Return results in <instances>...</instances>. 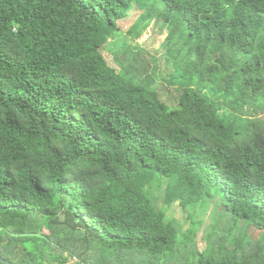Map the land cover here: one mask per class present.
<instances>
[{
    "label": "trees",
    "instance_id": "1",
    "mask_svg": "<svg viewBox=\"0 0 264 264\" xmlns=\"http://www.w3.org/2000/svg\"><path fill=\"white\" fill-rule=\"evenodd\" d=\"M0 255L264 264V0H0Z\"/></svg>",
    "mask_w": 264,
    "mask_h": 264
},
{
    "label": "rangeland",
    "instance_id": "2",
    "mask_svg": "<svg viewBox=\"0 0 264 264\" xmlns=\"http://www.w3.org/2000/svg\"><path fill=\"white\" fill-rule=\"evenodd\" d=\"M133 21H134V15L131 14L130 17L125 19V21L122 23L121 32L119 34L120 36L119 35L117 36L118 37L117 40H119V45L121 42H124L125 40L129 42L130 44L138 43L142 46L144 50L148 51L149 59L151 57H154L157 61L156 64L158 66L166 70L170 69L172 65L166 54V50L164 46V43L166 41L167 34H168L167 31L160 32L159 30L155 29L154 26H150L138 40H134L132 37H129L127 35V31L129 30L130 24ZM113 51L114 49L110 45L107 46L106 49H104V54L109 64L112 66L115 65ZM152 66L153 67L156 66L154 62H152ZM212 209L213 207L210 206L209 212ZM169 215L174 216L178 218L179 220H181L185 224V228L189 227L190 223L188 221L184 222L187 214L183 212L182 209L179 208L177 205H174L173 207H171L169 211ZM201 216H202L201 218L202 226L200 228L199 235H198V243H199L200 248L203 249L206 246V241H205L204 236L207 235L208 231L206 229L208 228V223L210 222L208 210H206ZM65 264H76V262L73 260L72 261L70 260L69 262Z\"/></svg>",
    "mask_w": 264,
    "mask_h": 264
},
{
    "label": "water",
    "instance_id": "3",
    "mask_svg": "<svg viewBox=\"0 0 264 264\" xmlns=\"http://www.w3.org/2000/svg\"><path fill=\"white\" fill-rule=\"evenodd\" d=\"M0 260L4 261V262L7 263V264H15V263H13L11 260H9V259H7V258H5V257H3V256H1V255H0Z\"/></svg>",
    "mask_w": 264,
    "mask_h": 264
}]
</instances>
